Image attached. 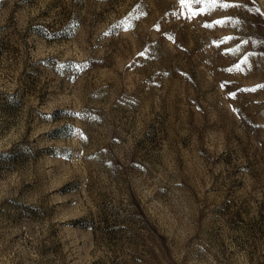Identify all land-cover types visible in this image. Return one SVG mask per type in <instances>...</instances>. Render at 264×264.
<instances>
[{
  "label": "rangeland",
  "instance_id": "obj_1",
  "mask_svg": "<svg viewBox=\"0 0 264 264\" xmlns=\"http://www.w3.org/2000/svg\"><path fill=\"white\" fill-rule=\"evenodd\" d=\"M204 8L0 0V264H264V0Z\"/></svg>",
  "mask_w": 264,
  "mask_h": 264
},
{
  "label": "snow or ice",
  "instance_id": "obj_2",
  "mask_svg": "<svg viewBox=\"0 0 264 264\" xmlns=\"http://www.w3.org/2000/svg\"><path fill=\"white\" fill-rule=\"evenodd\" d=\"M200 2H203L207 5H209V8H204V9H201L200 11L201 12H206V11H209L210 10V7H214L217 3V0H180V3L182 6L184 5H191L193 3H200ZM225 7H227V5H223ZM197 13L196 12H192L191 15H196ZM216 23H222V21H217ZM207 27H210L211 25H205ZM261 87H264V85H262Z\"/></svg>",
  "mask_w": 264,
  "mask_h": 264
}]
</instances>
